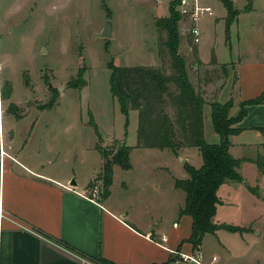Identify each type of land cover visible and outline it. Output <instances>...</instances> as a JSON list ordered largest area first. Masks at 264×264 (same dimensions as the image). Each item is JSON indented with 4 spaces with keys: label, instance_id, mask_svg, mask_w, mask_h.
I'll return each mask as SVG.
<instances>
[{
    "label": "crops",
    "instance_id": "crops-1",
    "mask_svg": "<svg viewBox=\"0 0 264 264\" xmlns=\"http://www.w3.org/2000/svg\"><path fill=\"white\" fill-rule=\"evenodd\" d=\"M105 1L108 9L103 22L110 17L114 30L113 35L108 36L106 44L109 45L116 34L112 18L116 9L110 0ZM262 1L252 0L247 8L248 0H231L236 14L227 21L228 11L223 0H200L203 5H211L215 12L198 20L201 33L195 56L196 63L209 69L213 66L210 57L213 51L222 71L223 79L212 99L232 101L230 114H235L242 101H247L242 117L233 123L239 130L229 134L228 146L233 156L242 158L237 169L243 180L229 179L217 187L219 201L213 216L214 222L232 223L246 229L220 227L215 233L206 232L196 249L201 253V262L184 258L183 255L195 251L187 239L192 217L180 212L186 193L176 185L175 178L187 176L186 161L196 167L202 164L200 148L196 145H184L178 150L170 146L132 147L131 167L115 163L109 194L103 196L101 192L93 198L87 194V189L93 187L88 185L102 169V152L100 169L78 177L68 155L62 153L57 141H52L57 140L54 134L59 122L52 116L40 114L28 117L31 109L46 110L58 98L45 106H36L34 101L28 106L26 98L30 94L25 78L22 83L24 97H17L14 92L16 79L10 75L7 81L11 86H7V90L3 91L2 79L0 82V207L3 209L0 214V264H102L86 257L99 255L118 263L135 264H264L260 262L261 252L253 248L254 244L264 241V230L256 224L255 206L257 199L264 197L261 193L264 192V171L254 161L259 152H264ZM139 2L151 9L149 13L155 22L157 17L170 14V0ZM156 26L159 27L157 23ZM162 32L166 39L167 30L164 28ZM189 37L190 34L187 40ZM202 39L207 42L206 52ZM161 46L171 58L168 45L160 43L153 60L142 64L164 66ZM185 49L188 57H194L189 43ZM171 72L173 69L165 73ZM195 90L201 89L195 87ZM205 100L202 105L204 139L209 143L218 142L222 136L213 125L210 101ZM93 114L90 113V121ZM125 125L128 131L129 123L126 121ZM65 127L69 131V124ZM36 131L39 133L37 141ZM117 131L115 129L108 143L116 138L130 145L137 143L138 135L136 141L128 142L122 131ZM47 133L44 140L42 136ZM247 165L252 167L254 183L242 171ZM73 178L76 184H72ZM96 183L103 188L101 179ZM225 185L236 192L230 204L232 216L225 210L228 203L221 197ZM249 186L257 192L251 191ZM221 209H224L222 214ZM207 236L214 238L209 249L205 243ZM214 255L217 259L213 261Z\"/></svg>",
    "mask_w": 264,
    "mask_h": 264
},
{
    "label": "rangeland",
    "instance_id": "rangeland-1",
    "mask_svg": "<svg viewBox=\"0 0 264 264\" xmlns=\"http://www.w3.org/2000/svg\"><path fill=\"white\" fill-rule=\"evenodd\" d=\"M110 1L116 9L112 17L116 34L108 45L109 37L100 30L107 20L103 22L107 11L104 0H0V82L2 79L3 91L11 86L7 81L11 75L16 79L14 92L17 97H24L22 83L25 78L30 94L26 98L28 106L32 101L36 106H45L58 98L46 110L37 112V109H31L28 117L40 114L43 117L52 116L59 122L54 134L57 140L52 141H57L62 153L68 155L78 177L88 176L95 169H100L101 153L95 144L106 148L115 129L122 131L128 142L136 141L139 111L132 107L125 111L119 97L113 94L110 63L136 65L151 62L157 55L159 44H165L162 42L165 39L164 31L151 19L150 8L143 7L139 0ZM262 5L264 8V0ZM188 25L187 17L182 14L178 20L180 53L182 58H186L192 86L201 89L198 91L205 101H211L223 74L219 67L221 76L204 82L207 68L201 67L195 57L186 54ZM201 42L206 52V39ZM164 53L161 46L164 66L160 67L166 72L173 68L172 59ZM210 72L215 74L212 69ZM90 113H94L91 119L98 123L102 139L90 121ZM126 121L129 123L128 131ZM67 124L69 131L65 127ZM38 134L37 131L34 134L36 141L39 140ZM47 137L48 133L42 136L44 140ZM121 146L122 142L117 145ZM244 167L242 171L254 183L251 165ZM97 174L91 180L93 184ZM221 192L222 199L228 203L224 206L225 210L232 216L233 207L230 204L236 192L226 185ZM261 193L264 195V192ZM255 206L256 224L264 230V197L258 198ZM220 212L224 213V209ZM211 237H206L208 249L214 241ZM253 248L261 252L260 262H264V241L254 244ZM87 259L94 261L89 257Z\"/></svg>",
    "mask_w": 264,
    "mask_h": 264
},
{
    "label": "trees",
    "instance_id": "trees-1",
    "mask_svg": "<svg viewBox=\"0 0 264 264\" xmlns=\"http://www.w3.org/2000/svg\"><path fill=\"white\" fill-rule=\"evenodd\" d=\"M223 2L228 11L226 17L228 21L236 14V10L230 1L223 0ZM251 2L252 0H248L247 8L250 7ZM105 6L108 9L106 1ZM176 7V1H171L170 14L159 16L156 19L157 25L162 29L165 28L168 32L164 43L169 47L173 72L165 73L161 67L152 64L118 65L115 62L110 63L113 70L111 74L113 94L119 97L125 111H128L130 107L139 111L138 140L135 145H130L126 141L122 142L116 138L106 148L96 144V147L102 152L103 163L95 181L101 179L104 187L102 194H109L113 182V165L119 163L123 167H131L130 152L132 147L170 146L178 150L184 145L198 146L202 154V164L196 167L186 161L187 176L175 178L176 185L186 193V200L180 208V212H187L192 217L191 232L187 239L191 241L196 250L206 232L215 233L216 229L220 227L240 231L246 229L232 223L214 222L213 216L217 208L216 203L219 201L217 187L229 179L243 180V176L237 169L242 158L233 156L228 146L230 143L229 134L239 130L238 127L233 126V123L242 117L247 101H242L240 109L235 114H230L229 108L232 101L220 102L211 99L213 125L220 132L222 138L218 142H206L202 117L204 98L192 86L187 74L186 58H182L180 53L178 20L182 16V12ZM190 39L189 37L187 42L191 45L195 57L196 43L191 42ZM210 57L213 64L211 69L215 74L210 72L211 69H205V81L221 76L213 51ZM91 121L99 134L98 136L102 139L98 123L94 119ZM120 142H122V146L117 147ZM254 161L264 171V152H259ZM95 181L94 184H96ZM94 184L91 182L88 186H94ZM249 188L251 191L257 192L255 188L250 186ZM89 258L99 259L104 264H135L118 263L103 255H99L97 258L89 256Z\"/></svg>",
    "mask_w": 264,
    "mask_h": 264
},
{
    "label": "built area",
    "instance_id": "built-area-1",
    "mask_svg": "<svg viewBox=\"0 0 264 264\" xmlns=\"http://www.w3.org/2000/svg\"><path fill=\"white\" fill-rule=\"evenodd\" d=\"M159 2H163V0H158ZM177 1V8L182 12L183 15L187 17L189 22L187 32L190 34L191 42L197 43L200 38L201 29L198 26V20L200 17L208 14H213L215 11L211 5H203L201 4L200 0H174ZM4 150H1V154H3ZM101 193V188L96 183L87 192L88 195L95 198V195ZM3 213L2 207H0V214ZM184 258H189L201 262V253L199 250H195L192 254L183 255ZM217 256H213L212 260H216ZM204 264H212L204 263Z\"/></svg>",
    "mask_w": 264,
    "mask_h": 264
},
{
    "label": "water",
    "instance_id": "water-1",
    "mask_svg": "<svg viewBox=\"0 0 264 264\" xmlns=\"http://www.w3.org/2000/svg\"><path fill=\"white\" fill-rule=\"evenodd\" d=\"M113 32H114V30H113V21L109 17L106 20V23H105V25H104V27L102 29V34L105 35V36H111V35H113ZM71 182H72V184H76L77 183L76 180H75V178H73L71 180Z\"/></svg>",
    "mask_w": 264,
    "mask_h": 264
}]
</instances>
